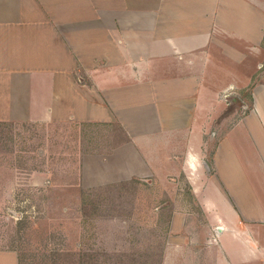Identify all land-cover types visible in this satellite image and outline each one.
<instances>
[{
    "label": "rangeland",
    "instance_id": "obj_1",
    "mask_svg": "<svg viewBox=\"0 0 264 264\" xmlns=\"http://www.w3.org/2000/svg\"><path fill=\"white\" fill-rule=\"evenodd\" d=\"M250 60L246 88L208 95L168 134L153 135L144 113L131 131L115 120L0 122V246L21 264H210L207 240L225 228L256 249L233 264H264V99L252 93L264 40ZM230 196L256 219L247 230L229 224Z\"/></svg>",
    "mask_w": 264,
    "mask_h": 264
},
{
    "label": "crops",
    "instance_id": "obj_2",
    "mask_svg": "<svg viewBox=\"0 0 264 264\" xmlns=\"http://www.w3.org/2000/svg\"><path fill=\"white\" fill-rule=\"evenodd\" d=\"M263 40L264 0H0V122L115 120L131 131L144 113L153 135L168 134L208 95L246 88ZM252 93L262 105L264 82ZM230 198L229 224L247 230L256 219ZM224 229L207 240L210 264L256 250ZM0 264H20L18 250L0 246Z\"/></svg>",
    "mask_w": 264,
    "mask_h": 264
},
{
    "label": "trees",
    "instance_id": "obj_3",
    "mask_svg": "<svg viewBox=\"0 0 264 264\" xmlns=\"http://www.w3.org/2000/svg\"><path fill=\"white\" fill-rule=\"evenodd\" d=\"M21 261H22V260H21V257H20V264H21Z\"/></svg>",
    "mask_w": 264,
    "mask_h": 264
},
{
    "label": "water",
    "instance_id": "obj_4",
    "mask_svg": "<svg viewBox=\"0 0 264 264\" xmlns=\"http://www.w3.org/2000/svg\"><path fill=\"white\" fill-rule=\"evenodd\" d=\"M219 231L221 230V228L218 229Z\"/></svg>",
    "mask_w": 264,
    "mask_h": 264
},
{
    "label": "flooded vegetation",
    "instance_id": "obj_5",
    "mask_svg": "<svg viewBox=\"0 0 264 264\" xmlns=\"http://www.w3.org/2000/svg\"><path fill=\"white\" fill-rule=\"evenodd\" d=\"M232 101H233V98H232Z\"/></svg>",
    "mask_w": 264,
    "mask_h": 264
}]
</instances>
